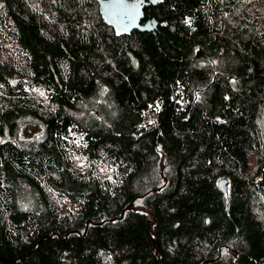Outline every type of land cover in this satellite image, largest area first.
Instances as JSON below:
<instances>
[{"label": "trees", "instance_id": "1", "mask_svg": "<svg viewBox=\"0 0 264 264\" xmlns=\"http://www.w3.org/2000/svg\"><path fill=\"white\" fill-rule=\"evenodd\" d=\"M143 3L0 0V264H264V0Z\"/></svg>", "mask_w": 264, "mask_h": 264}, {"label": "flooded vegetation", "instance_id": "2", "mask_svg": "<svg viewBox=\"0 0 264 264\" xmlns=\"http://www.w3.org/2000/svg\"><path fill=\"white\" fill-rule=\"evenodd\" d=\"M145 0H124L120 4L116 0V5L112 9V19L110 25H112L115 30H119L122 24L128 22V24L123 27L122 32H127L132 27L134 28L135 24L139 21V7ZM122 3V4H121ZM110 18V17H109ZM114 18V19H113ZM116 26H119L116 28Z\"/></svg>", "mask_w": 264, "mask_h": 264}, {"label": "water", "instance_id": "3", "mask_svg": "<svg viewBox=\"0 0 264 264\" xmlns=\"http://www.w3.org/2000/svg\"><path fill=\"white\" fill-rule=\"evenodd\" d=\"M117 1L120 4V2L124 1V0H117ZM148 1H149V3L155 4V3H158L160 0H148ZM98 4H99V11H100L101 15L103 16V18L106 20V22L111 23L112 22L111 21V19H112L111 18L112 17V9L111 8L117 4L116 0H98ZM143 4L139 7V10H142L145 6L149 5L148 3H143ZM138 24L139 23L135 24L134 28L132 27V29L138 28L141 31H151L154 29V27H151V25L148 23H146L144 26H139ZM118 27L119 26H116V28H118ZM119 28H118L119 30L123 31V24Z\"/></svg>", "mask_w": 264, "mask_h": 264}, {"label": "rangeland", "instance_id": "4", "mask_svg": "<svg viewBox=\"0 0 264 264\" xmlns=\"http://www.w3.org/2000/svg\"><path fill=\"white\" fill-rule=\"evenodd\" d=\"M41 126L37 123L26 122L19 128L18 137L19 139L26 141L36 135L41 134Z\"/></svg>", "mask_w": 264, "mask_h": 264}]
</instances>
